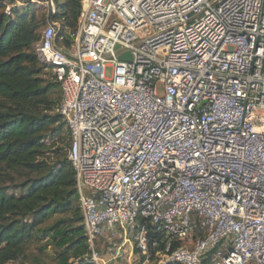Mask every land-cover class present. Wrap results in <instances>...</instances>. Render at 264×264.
<instances>
[{
    "label": "built area",
    "instance_id": "1",
    "mask_svg": "<svg viewBox=\"0 0 264 264\" xmlns=\"http://www.w3.org/2000/svg\"><path fill=\"white\" fill-rule=\"evenodd\" d=\"M42 1L88 244L71 264H264V0H82L74 32Z\"/></svg>",
    "mask_w": 264,
    "mask_h": 264
},
{
    "label": "trees",
    "instance_id": "2",
    "mask_svg": "<svg viewBox=\"0 0 264 264\" xmlns=\"http://www.w3.org/2000/svg\"><path fill=\"white\" fill-rule=\"evenodd\" d=\"M7 1L0 2V264L21 259L41 237L61 251V264H71L88 244L68 158L71 136L66 143V123L58 112L60 86L37 52L46 16ZM58 1L55 18L65 31H76L82 0ZM61 44L70 46L72 39ZM60 139L67 153L56 146Z\"/></svg>",
    "mask_w": 264,
    "mask_h": 264
},
{
    "label": "rangeland",
    "instance_id": "3",
    "mask_svg": "<svg viewBox=\"0 0 264 264\" xmlns=\"http://www.w3.org/2000/svg\"><path fill=\"white\" fill-rule=\"evenodd\" d=\"M39 1L41 3L40 2L38 3L36 0L35 1L34 0H16V4L20 7L24 6V7L36 8L39 11V15L45 14L46 16V13H47L46 6L42 0H39ZM56 1L58 2V5H59V1L58 0ZM0 2L6 3V4L10 3L7 0H0ZM3 10L4 9L2 8L0 10V13H2ZM11 10L12 8L10 6L5 7L6 13L10 14ZM43 28H41L40 30L41 32L43 31ZM44 72H45L44 77L49 78L50 74L48 73V70H45ZM107 73L108 75L111 73V68L108 69ZM64 131L65 132L63 134V138L65 142L67 143L70 139L69 138L70 133H69V129L67 128V126L64 128ZM63 142L64 141L60 139L56 146L65 147L64 152L67 153L69 146L67 145L63 146ZM47 243H49V240L47 237L45 238L41 237V238H38L37 240H34L31 244L28 245L27 250L21 259L12 261L9 264H61V261H60L61 251L55 248L53 245H49Z\"/></svg>",
    "mask_w": 264,
    "mask_h": 264
},
{
    "label": "water",
    "instance_id": "4",
    "mask_svg": "<svg viewBox=\"0 0 264 264\" xmlns=\"http://www.w3.org/2000/svg\"><path fill=\"white\" fill-rule=\"evenodd\" d=\"M118 47H119V46H117V48H118ZM119 58H120L121 60H127V61H129V60L132 59V55H131V53L127 52V53H124V54L120 55Z\"/></svg>",
    "mask_w": 264,
    "mask_h": 264
}]
</instances>
